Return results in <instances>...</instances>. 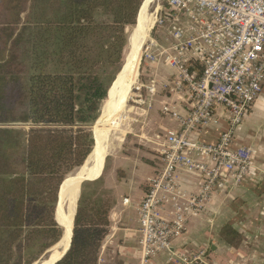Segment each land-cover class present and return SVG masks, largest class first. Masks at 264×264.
Here are the masks:
<instances>
[{
	"label": "trees",
	"instance_id": "trees-1",
	"mask_svg": "<svg viewBox=\"0 0 264 264\" xmlns=\"http://www.w3.org/2000/svg\"><path fill=\"white\" fill-rule=\"evenodd\" d=\"M142 2L0 0V264H36L61 240L60 186L92 152L91 128ZM14 124L29 128L6 127ZM101 177L81 184L69 248L55 264H99L115 203ZM219 237L240 244L231 224Z\"/></svg>",
	"mask_w": 264,
	"mask_h": 264
},
{
	"label": "built area",
	"instance_id": "built-area-1",
	"mask_svg": "<svg viewBox=\"0 0 264 264\" xmlns=\"http://www.w3.org/2000/svg\"><path fill=\"white\" fill-rule=\"evenodd\" d=\"M154 14L157 38L142 55L147 83L136 87L145 98L135 103L151 108L155 71L172 69L163 89L176 98L163 102L161 112L179 127L154 136L158 164L136 208L140 264L164 253L168 264H207L206 250L173 252L172 244L251 168V149L236 142V132L264 84V0H165ZM218 111L226 115L225 129L205 143L200 134L217 124ZM180 172L197 176V188H186Z\"/></svg>",
	"mask_w": 264,
	"mask_h": 264
},
{
	"label": "crops",
	"instance_id": "crops-1",
	"mask_svg": "<svg viewBox=\"0 0 264 264\" xmlns=\"http://www.w3.org/2000/svg\"><path fill=\"white\" fill-rule=\"evenodd\" d=\"M144 1L145 0H143L142 5L139 9V16L132 35H134V32L137 29ZM153 2L155 1H152V3ZM159 8L160 7H158L157 9ZM149 29L150 26L148 27V30ZM151 29L154 32L153 37L157 38L155 29L153 27H151ZM147 32H145V37L142 38L143 42H145ZM132 35L130 36V38L132 37ZM138 40L139 41H137V39L132 40L136 49L137 46H139L140 37ZM132 42H130V45ZM143 45L144 43L141 45V47ZM140 53L141 51L139 52V56ZM160 68H158L154 73L156 80V95L154 96L151 105V108H153L151 118L150 120L142 122L143 125L149 122V128L154 132L150 136H145L146 134L143 133L140 135V137L143 138L148 147L151 149L153 158L155 157V155L157 156L156 152L154 151L155 147L153 145L154 136L157 135V128H162L160 123L163 120L164 116L160 111L162 103H172V100L176 98L175 96L171 95L168 90L163 89V85H165L173 75V70L167 67L166 69L164 68L162 70H160ZM139 84L144 85L146 83L141 81ZM173 105L176 110L182 113L185 111L183 104L176 102ZM118 106V109H122L124 111V105ZM138 108L143 112H145L146 110L145 106ZM123 111L120 115L119 113L113 115V113V117L112 115L109 116V118L107 119L108 121H106V132L102 143L103 150H105L102 151L104 152L105 156H108V154L114 149V147L119 145V143L121 142V136H123L124 134L123 122L125 119V116L124 118L122 117ZM217 121L218 122L216 125L207 127L202 131V133L200 134V139L203 142L214 143L216 141L219 133L224 130L226 126L225 113H223L222 111H218ZM117 127L119 128L120 132L117 145L113 142V144L109 148H105L107 147V138L105 137L108 131H110L111 129H116ZM145 128L146 125L144 129ZM176 129H178V125L174 129L168 130L174 131ZM92 131L95 138V132L94 130ZM236 142L240 145L249 147L252 152V165L247 177L240 186L230 189L227 188L224 192H222L223 194L219 193L215 195L207 204L204 212L199 217L193 218L188 222L184 234L181 236V238H179L172 244L173 252L185 251L193 253L203 249L208 250L209 254L211 253L215 256H220L222 251H226L229 254L233 255L237 254L233 251L238 252V250L231 249L219 237V229L224 224H231V226L235 230L242 233L243 238L246 237L243 242L242 250L244 249L245 245L251 243V241L247 238H252L255 240V242H263L264 244V84L262 86V92L260 96L246 115L241 126L237 129ZM93 154L94 151L92 155ZM104 157L100 170L96 174L88 177L86 176L88 173L86 174L85 172V178L94 179L100 175L101 171L102 173L100 177L102 176L104 171ZM144 158L145 160H141L140 163H136V165H134L133 167L129 162H125L123 164L121 170H124L127 175H130L132 173L133 178L131 180H125L124 178H122V182H118L116 186L111 184L106 185L107 188L113 190V194L115 195V203L109 213V229L101 245L99 264L141 263L138 245L139 224L136 208L145 194L147 181L153 176L157 166L153 161L154 159H151L150 157ZM93 161L94 160H92V162ZM92 162H87L88 164L86 163L85 165H83L84 167L88 165V167L91 168L93 167ZM79 174L74 179H71L74 176L73 174H70L69 177L67 176L68 178L66 177L65 183L61 189V198L63 197L62 195L64 193L65 187L70 182L78 180ZM179 175L181 178V182L186 188H197L199 183V179L197 178V176L189 175L184 172H180ZM59 207L61 208V204ZM66 218H68V216H66ZM66 218L62 217V220L63 223L68 224L66 222ZM68 226L69 227L67 235L70 238L69 233L71 230V220ZM68 244L66 248L68 247ZM167 258L168 254L166 253L158 255L152 260L151 264H168ZM253 263L257 264V262Z\"/></svg>",
	"mask_w": 264,
	"mask_h": 264
},
{
	"label": "rangeland",
	"instance_id": "rangeland-1",
	"mask_svg": "<svg viewBox=\"0 0 264 264\" xmlns=\"http://www.w3.org/2000/svg\"><path fill=\"white\" fill-rule=\"evenodd\" d=\"M164 3H165V0H156L155 2L151 3L148 8L149 14L152 16L154 11L158 7L163 6ZM158 11L159 9H157V12ZM153 26L154 25L152 24L150 26V29L147 32V37L145 39L143 49L141 51L140 65L137 68L136 83L131 90V93L129 95L130 97L128 100V106L126 107V110L124 111V116H125V119L123 122L124 134L123 136H121V142L119 143V145L115 146L114 149L106 157V161L104 164V171L101 177V179H103L102 181H103L104 189L106 191L108 190L109 195L113 196L114 198H115V195L113 194V190L107 188L106 185L111 184V185L116 186L117 183L122 180V178H124L125 180H128V179L131 180L133 178L132 173H131L132 175L131 174L127 175L124 170H123L124 172L121 170L125 162L127 163L129 162L133 167L134 165H136V163H140L141 160H145L144 157H148V158L150 157L151 159H154L153 161L156 163V165L158 164L157 156L155 155V157L153 158L151 149L148 147V145L143 140V138L140 137L142 133L146 134L145 136H148V135L150 136L154 132L149 128L150 126L149 122L145 124L146 125L145 129H144L145 125L142 124V122L146 120H150L151 113L153 112V108H148L147 106L144 105L146 110L145 112H143L142 110L138 108L142 106L137 105L135 103V101L138 100L139 96H141V98H145L144 97L145 91L144 90L138 91L136 90V87L139 85L141 81L144 83H147L146 81L147 78L145 75H143V74H146L145 73L146 63L143 62L144 60H143L142 55H143L146 45L149 43L150 39L154 36V32L151 29V27ZM135 27L136 26L134 25L133 27H129L126 29L128 38H127V44L123 52L124 54L123 62H124L126 54L128 53L129 39ZM164 68L166 69V67L161 66L160 70ZM181 114L183 115L182 112ZM160 124L162 128H157V131H156L157 134H162L166 132L168 129H174L178 125L177 121L175 119L170 118L168 115L163 116V120L161 121ZM6 127H11V128L15 127V128H22V129L29 128L27 125H19V124L18 125L16 124L6 125ZM77 171L78 169L75 170L73 173H71V175L76 174ZM238 233L241 236L238 242L240 244L236 248L230 247L231 249L238 250V252L233 251V252H236L237 254L233 255V254H229L226 251H222L220 256H215V255H212L211 253H210L211 254L210 256L209 251L206 250V256H208V260L206 261V263L207 264H255L253 262H257V264H264V244L263 242H255L254 239L247 238L248 240L251 241V243L245 245L244 249L242 250L243 242H244V239H246V237L243 238L242 233H240L239 231ZM54 251L59 252L61 250L57 247L53 248V250L49 252L48 256H46L43 262L46 261V259L48 260L49 256L54 254L53 253Z\"/></svg>",
	"mask_w": 264,
	"mask_h": 264
},
{
	"label": "bare ground",
	"instance_id": "bare-ground-1",
	"mask_svg": "<svg viewBox=\"0 0 264 264\" xmlns=\"http://www.w3.org/2000/svg\"><path fill=\"white\" fill-rule=\"evenodd\" d=\"M152 1H156V0H145L144 1V4L142 6V10H141L140 19L138 21L137 29L134 32V35H132V37L129 39V44H130V42H132V40L137 39V41H139L138 39L140 37L139 46H137V49H136V47L134 46V43L133 42L131 43L130 54L127 56L126 64L124 66L122 75L118 76L117 80L115 81L114 85L112 86V89H111L110 94H109V98L105 102L106 107L103 110V114H102L101 118L98 120V122L96 123L95 127L93 128V130L95 132V138L94 139L96 140V142H95L96 144L94 147L95 149L93 150L94 154L93 155L91 154L92 155L91 159H89L88 162H92V160H94L92 162L94 165L92 164L93 167H91V168H88V165H86V167L83 166L84 168L82 167L83 168L82 172H80V174L78 173L79 178H78V180L74 181V183L77 186L76 197L74 199L75 202H76V198L78 195V184L80 183L81 179H83V177L85 176L84 175L85 172H86V174L88 173L86 175L88 177V176H92V175L96 174L101 168L103 157L105 156V154L103 152L105 150H103L102 143H103V138H104L105 132H106V121H108L107 119L115 111L118 110V108H119L118 105H120V106L124 105L123 98L126 99V96H127V98L129 99L128 91H129L130 87H132V85H134V83L136 82L137 67H138L139 59H140L139 52L141 49V45L144 43L142 38L145 37L144 35H145V32L148 31V27L151 26L155 21V14H152V16H151L149 14V11H148V7H149L150 3H152ZM133 46L135 47V49ZM124 109H126V108H124ZM124 111L122 113L123 118H124ZM116 130H117V133H116L117 135L115 134L116 138H115L114 144L117 145L120 132H119L118 127ZM93 151H92V153H93ZM77 175H74L71 179L76 178ZM69 185H73L72 182H70L65 187L64 192H66ZM75 202H74V207H75ZM74 209H73V211H74ZM72 215H73V213H69L68 218H66V222L68 223V225L70 224V220H71ZM67 234H66L67 237H65V239L62 240L60 242V244L57 246V247H59V249L61 251H59V252L54 251L53 252L54 254L51 255L48 260H46L40 264H52L53 262H55L56 259H58L59 256H61L62 251H64L66 249V246L68 244V240H70V238ZM69 234H71V233H69Z\"/></svg>",
	"mask_w": 264,
	"mask_h": 264
},
{
	"label": "water",
	"instance_id": "water-1",
	"mask_svg": "<svg viewBox=\"0 0 264 264\" xmlns=\"http://www.w3.org/2000/svg\"><path fill=\"white\" fill-rule=\"evenodd\" d=\"M155 12V11H154ZM154 14V13H153ZM136 20V19H135ZM129 50H128V53L126 54V56H125V59H124V62H123V64H122V67H121V70L119 71V73L116 75V77H115V80L113 81V83H112V85L110 86V88H109V90H108V93H107V99L106 100H108V98H109V94H110V91H111V89H112V86L114 85V83H115V81L117 80V78H118V76L119 75H122V72H123V69H124V66H125V64H126V59H127V56L130 54V44H129V48H128ZM142 49H143V46L141 47V50L140 51H142ZM140 60H141V53H140ZM139 60V61H140ZM139 65H140V62H139V64H138V67H139ZM137 67V68H138ZM136 83V82H135ZM135 83H134V85H135ZM134 85H132V87H130V89H129V91H128V95H130V93H131V90H132V88L134 87ZM130 97V96H129ZM123 102H124V108H126L127 106H128V98H127V96H126V99H124L123 98ZM106 102V101H105ZM105 107H106V104L104 103V105H103V107H102V110H101V114H100V116H99V118L97 119V121L95 122V124L92 126V128L91 129H93L94 127H95V125H96V123L98 122V120L101 118V116H102V114H103V110L105 109ZM120 110V111H119ZM124 110H126V109H124ZM123 110L122 109H118L117 111H115L114 112V114L113 115H115V114H118L119 113V115L121 114V112H122ZM113 115H112V117H113ZM110 128V127H109ZM108 129V128H107ZM117 133V130H115V129H111L110 131H108V133H107V135H106V138H107V147L106 148H109L112 144H113V142H114V140H115V138H116V134ZM116 134V135H115ZM92 137H93V139H94V135H93V131H92ZM94 147H95V139H94ZM94 147H93V149H92V151L94 150ZM91 154H92V152L90 153V155L88 156V158H87V160L85 161V163H84V165L89 161V159H91L90 157H91ZM107 157V155L104 157V162H105V158ZM104 162H103V166H104ZM83 165V166H84ZM82 166V167H83ZM82 167L81 168H79V170L77 171V173L76 174H74V175H77L78 173H80V172H82ZM91 167V166H90ZM89 168V167H88ZM102 170H103V167H102ZM101 173H102V171H101ZM101 173H100V175H101ZM100 175L98 176V177H96V178H94V179H88V178H85V177H83L84 179L83 180H81V182L78 184V196H77V198H76V203H75V207H74V202H75V197H76V188H77V186H76V184L74 183V182H72V184L73 185H69V187L67 188V190H66V192H64L63 193V197L61 198V186H60V190H59V194H58V204H57V208H56V212H55V219H56V221H57V223L60 225V227L62 228V230H63V235H62V238H61V240L53 247V248H55V247H57L59 244H60V242L62 241V240H64L65 239V237H66V234H67V231H68V224H66V223H63V220H62V217H65L66 218V216H68L69 215V213H73V215H72V217H71V230H70V240H71V236H72V228H73V220H74V216H75V213H76V205H77V201H78V198H79V193H80V187H81V184L83 183V182H86V181H94V180H97L99 177H100ZM63 183V182H62ZM62 185V184H61ZM60 204H61V208L59 207L60 206ZM75 208V209H74ZM73 209H74V211H73ZM60 212V213H59ZM59 213V214H58ZM57 215H59V216H57ZM70 240H69V244H70ZM69 244H68V247L64 250V251H62V254H61V256L54 262V263H52V264H55L58 260H60L62 257H63V255L66 253V251L68 250V248H69ZM53 248L50 250V251H52L53 250ZM57 248H59V247H57ZM43 261H41V262H38V263H36V264H40V263H42Z\"/></svg>",
	"mask_w": 264,
	"mask_h": 264
}]
</instances>
